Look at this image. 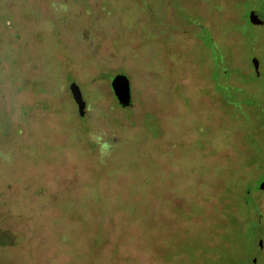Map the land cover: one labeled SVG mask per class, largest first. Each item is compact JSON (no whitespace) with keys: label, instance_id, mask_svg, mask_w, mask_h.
<instances>
[{"label":"rangeland","instance_id":"obj_1","mask_svg":"<svg viewBox=\"0 0 264 264\" xmlns=\"http://www.w3.org/2000/svg\"><path fill=\"white\" fill-rule=\"evenodd\" d=\"M262 2L0 0V264H250Z\"/></svg>","mask_w":264,"mask_h":264},{"label":"flooded vegetation","instance_id":"obj_2","mask_svg":"<svg viewBox=\"0 0 264 264\" xmlns=\"http://www.w3.org/2000/svg\"><path fill=\"white\" fill-rule=\"evenodd\" d=\"M223 1L226 2L228 0ZM244 1L246 0H234L235 5H241L242 7L244 5ZM262 4L264 5V0ZM245 6V22L250 21V14L252 11H255V13L260 15L257 7H250V4H245ZM228 56L230 57L231 53H229ZM255 59L257 60V65L254 61H252V74L255 78H259L262 76V65L259 59ZM247 93L248 92H245V94ZM243 195L247 198L248 201L250 199L253 201L255 207L258 210V215H255V217L252 216L251 218H245L243 220L238 219L237 224L240 227H249L247 241L249 242V245H251V256L249 259L250 264H264V175L263 177H261V179L252 183L251 187L247 185V187L243 191Z\"/></svg>","mask_w":264,"mask_h":264},{"label":"water","instance_id":"obj_3","mask_svg":"<svg viewBox=\"0 0 264 264\" xmlns=\"http://www.w3.org/2000/svg\"><path fill=\"white\" fill-rule=\"evenodd\" d=\"M250 21L255 25H262L264 23V20L260 18L259 15L255 13V11L251 12ZM254 62L257 65L256 59H254ZM111 85L114 89L115 95L119 103L124 107L130 106L132 103V93L129 78L126 75H117L112 80ZM71 91L75 101L78 104L80 114L84 115L86 102L83 99L80 87L75 82L71 84Z\"/></svg>","mask_w":264,"mask_h":264},{"label":"clouds","instance_id":"obj_4","mask_svg":"<svg viewBox=\"0 0 264 264\" xmlns=\"http://www.w3.org/2000/svg\"><path fill=\"white\" fill-rule=\"evenodd\" d=\"M107 148H108V145H107V144L103 145V149H105V150H106ZM101 154H102V155H104V154H105V152H104V151H102V152H101Z\"/></svg>","mask_w":264,"mask_h":264}]
</instances>
